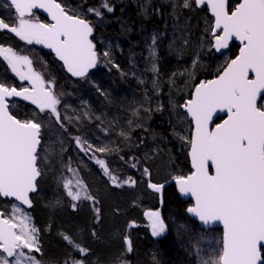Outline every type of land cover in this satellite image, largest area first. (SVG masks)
Masks as SVG:
<instances>
[{
    "label": "snow or ice",
    "instance_id": "1",
    "mask_svg": "<svg viewBox=\"0 0 264 264\" xmlns=\"http://www.w3.org/2000/svg\"><path fill=\"white\" fill-rule=\"evenodd\" d=\"M204 4L214 18L206 28L214 39L211 47L221 52L228 49L229 42L235 38L240 42L239 52L225 62L214 79L195 85L190 99L172 105L173 111L183 110L177 113V119L189 120L191 125L190 137L177 135L190 148L193 169L188 175L174 176L173 180L179 194L193 200L186 209L191 217L204 226L216 223L223 226L222 237L216 242L218 249L200 264H264V0H238L234 7H229V0H174L172 7L190 9ZM150 6L151 0H146L141 5L142 14L147 15ZM3 7L14 13V20L9 24L0 18V30H7L29 45L39 44L51 49L72 76L83 79L99 63L96 44L90 39L94 26L84 12L57 0H4ZM35 9L47 12L51 22H41L35 17ZM114 10L109 0H101L99 7H88L86 12L103 19L105 12ZM156 43L157 35L153 34L149 47L152 67L146 69L153 73H158ZM103 56L109 58L110 53L105 51ZM0 57L11 73L30 85L17 88L0 82V198L12 201L7 214L0 211V264H44L35 255H42L40 230L24 206L32 207L30 194L37 192L38 180L45 175V170H51L54 149L51 142L45 144V136L49 141L55 136L61 145L60 151H66L61 137L68 131L65 121L71 123L73 117L62 118L61 99L54 90V81H45L33 69L29 56L0 45ZM107 63L119 71V66L110 58ZM196 63L194 60L193 67ZM152 87L159 88L157 80L152 81ZM13 98L30 102L38 112L33 118H17L10 111ZM160 110L162 106L157 108ZM217 113H225L227 118L212 126ZM120 135L127 138L124 132ZM72 139L80 151L92 153L89 158L115 186L135 185L136 181L130 177L121 182L111 173L105 160L95 155L114 149L108 145H93L81 136ZM65 167L76 173L70 164ZM143 173L150 175L148 168H144ZM57 183L72 202L73 209L80 201L95 203L78 174L71 179L61 177ZM148 188L160 194L164 185L149 182ZM61 203L57 198L50 206L57 207ZM96 211L98 213L99 209ZM144 215L153 237L165 234L167 225L159 210L147 211ZM60 235L78 255L89 254V250L69 234ZM124 244L125 251L131 253L132 244L127 236ZM71 264H85V261L72 260Z\"/></svg>",
    "mask_w": 264,
    "mask_h": 264
},
{
    "label": "trees",
    "instance_id": "2",
    "mask_svg": "<svg viewBox=\"0 0 264 264\" xmlns=\"http://www.w3.org/2000/svg\"><path fill=\"white\" fill-rule=\"evenodd\" d=\"M66 1L82 12L88 7H99L101 3V0ZM109 1L115 10L97 19L95 37L98 45L106 44L109 58L119 66V71L107 63V67L92 72V82L73 83L67 81L59 61L53 65L49 59H43L50 77L65 90L64 102L76 108L77 117L82 119V114L88 113L90 117L105 120L103 128L90 117L83 119L81 126L84 134L92 139L98 135L103 145L114 149L104 153L111 173L121 182L130 177L136 183L117 187L100 167L89 163L85 172H81V180L95 203L80 201L73 209L63 189L55 185L59 174L71 178L75 175L66 172L69 151L63 144L66 151L61 152V145L54 140L53 147L58 148L59 156L52 157L51 170L47 169V174L39 178L37 192L31 195L32 207L27 210L40 230L42 255H35L44 264H63L65 260L69 264L72 260H84L85 264H121L122 261L129 264H200L218 249L216 242L222 237V229L200 228L186 211L192 201L180 197L173 180L174 176L191 173L189 147L177 135L190 137L191 131L186 133L183 121L177 119V113L183 110L173 111L172 105L188 100L200 80L215 77L225 62L236 56L238 46L233 44L221 56L214 53L208 44L211 32L206 31L213 20L206 7L199 9L193 5L190 9L176 7L174 10V0H159L157 6L155 1L151 2L144 15L142 1ZM235 4V0H229V7ZM153 34L157 35L155 64L158 73L146 71L152 67L149 47ZM9 40L15 41V36L0 30V44ZM99 46L98 50L102 51ZM194 60H197L195 67ZM3 68L4 61L0 59V77ZM154 79L159 84L158 89L152 87ZM79 99L83 101L78 102ZM18 104L28 108L21 102ZM159 106L162 110L157 111ZM104 129L108 132L103 133ZM121 132L126 133L127 138L121 136ZM133 164L136 167H132ZM144 168H148L150 175L143 173ZM149 182L170 183L157 194L148 188ZM57 198L62 203L50 206ZM8 202L12 201L0 198V211H3L2 203ZM159 208L167 231L162 237L154 238L144 213ZM61 233L69 234L76 243L87 248L89 254L78 255L61 238ZM125 236L131 240V253L125 251Z\"/></svg>",
    "mask_w": 264,
    "mask_h": 264
},
{
    "label": "rangeland",
    "instance_id": "3",
    "mask_svg": "<svg viewBox=\"0 0 264 264\" xmlns=\"http://www.w3.org/2000/svg\"><path fill=\"white\" fill-rule=\"evenodd\" d=\"M140 1H142L141 5H143L144 1H146V0H139V3H140ZM151 2H154L155 6H157V3H159V0H151ZM109 3L111 4L110 1H109ZM3 4H4V0H0V18H3L5 20V22H7L9 24H12L13 20H14V13H12L9 9H6L5 7H3ZM105 13H107V12H105ZM107 14H110V13H107ZM35 17H37L36 14H35ZM97 21L98 20H96V22L94 23V26L95 25L98 26ZM41 22H43V21H41ZM15 39H16L15 41H13V40L5 41V42L1 43L0 45L6 46V47H11L18 54L29 56V58L33 62L32 63L33 69L36 72L40 73L45 81H54V84H55V89L54 90H55L56 94L61 99V105L59 106V110L61 112L62 118L65 115L73 117V120L71 121V123H68L67 121H65V123L67 124L68 131L66 133H63L61 138L63 140V144L65 145L66 149H68V151L70 152V153L68 152V160H69L70 166L73 169L77 168L76 173L72 172L73 175L74 174L75 175L78 174L79 178L82 179L83 177H82L81 172L82 171L85 172L86 167L88 166V164L89 163H93V165H97V164H95L94 160L89 158L92 155V153L89 152L88 154H85L84 152L80 151L79 148L77 147L74 139H72V137L81 136L82 138L87 139L89 142H91L93 145H96V146H102L103 145V140L100 137H98V135H95L94 139H92V138H90L89 136H87L86 134L83 133V129H82L81 123L83 122V119L85 120L86 118L90 117L89 115H85V113H83L82 114V119L79 117V119L77 120V119H75V117H77V115L74 114V112L76 113V108L75 107H68L66 109L64 107L65 105H67L64 102V100L66 99L65 90L60 88V86L57 85L56 81L53 78H51L50 75L48 74V72H47V64L42 59V54L40 53L41 50L35 44L29 45L25 41L19 40V38L16 37V36H15ZM95 39H96V42H97V38L96 37H95ZM99 42L100 43L101 42L104 43L101 40ZM208 44L210 45V47L212 46L211 33H210V36H209V39H208ZM99 47H100V50H102V51H99L98 49H96L98 55L100 56V61L97 64V66L95 68H93V69H90L89 72H88L87 77H85L83 79L78 78V77H74L70 73L65 71V76L67 78V81L69 80L68 82H70V80H71V81H73V83H87L88 84L89 82H92L90 79H91V77H93V75H92L93 71L100 70V69L108 66L107 62H106V58L103 56V53L105 51H108V48L106 47L105 43L101 44ZM22 70L23 71H27L26 68H23ZM2 73H3V76L0 77V82H4V83H6L7 85H10V86H15L16 85L15 87H17V88H19L21 86L29 87L27 81H21L19 79V77L15 76V74L11 73L10 69L7 68V65H6L5 61H4V68L2 70ZM15 78H16V80L14 81L15 84H13L12 83L13 82L12 79H15ZM80 100L81 99H79L78 102H82L83 101V100H81V101ZM17 103L18 102H13L11 104V109H12V111H15L16 115L19 116L21 119L33 118L34 114L38 112V109H32V108H29V107L28 108H23L22 106H20ZM24 115L26 116L25 118H24ZM90 120L93 121V122H97L96 125L99 128H103L102 126L106 124L105 120H103L100 117L99 118L98 117H90ZM182 124H183V128L185 129L186 133L189 132V131H192L189 120H183ZM102 131H103V133H107L108 132L107 130L105 131V129L102 130ZM69 139H70V141H69ZM47 140L49 141V137L48 136H46L45 143L47 142ZM54 140L57 141V138L55 136H52L50 138V142L52 143V146H53ZM56 145H57V143H56ZM53 149H54V151H53L52 157L54 156V157L58 158V156H59L58 148L57 147L56 148L53 147ZM42 155H43V153H42ZM63 155H65V154H63ZM95 155H96V157L105 160V162L107 161V158L104 157V153L97 152ZM73 156L76 159H73L72 158ZM97 166L99 167V165H97ZM50 167H51V164H50ZM46 170H45V174H47ZM66 172H68V170ZM61 177L62 176L59 174L58 177H57V180L55 182V185L58 186L57 181ZM63 178L71 179V177L69 175L63 176ZM10 204H11V202L10 203L9 202L8 203H2L3 211L6 214L8 213ZM149 211H156V209L155 210H149ZM145 219H146V225L148 226V229L150 230V233H151V229L149 227V221H148L146 216H145ZM162 236H160V237H162ZM160 237H154V238H160Z\"/></svg>",
    "mask_w": 264,
    "mask_h": 264
},
{
    "label": "water",
    "instance_id": "4",
    "mask_svg": "<svg viewBox=\"0 0 264 264\" xmlns=\"http://www.w3.org/2000/svg\"><path fill=\"white\" fill-rule=\"evenodd\" d=\"M235 1H236V3L238 2V0H235ZM196 7L199 8V9H202V8L206 7L209 16L212 18V20H213V22H214V18H213V16H212V13H211V11L208 9V7H207L206 4H204V5H199V6H196ZM35 11L39 12L41 15L47 17V18L50 20V17L48 16L47 12H45L43 9H35ZM213 22H212V23H213ZM213 43H214V39H212V44H213ZM233 43H235L237 46H240V42L237 41V40H235V38H233V40L229 42V48L231 47V45H232ZM41 46L44 47L43 45H41ZM44 48H46V47H44ZM229 48L226 49V50H222L221 52H216L214 48H212V49H213L214 53H215L217 56H221L223 53L227 52V51L229 50ZM46 49H48V48H46ZM48 50H49L54 56H56L55 53H54L51 49H48ZM238 52H239V50H238ZM237 54H238V53H237ZM215 77H216V76H215ZM215 77H213V78H211V79H214ZM211 79H208V80H211ZM202 80H203V81H207V80H205V79H202ZM202 80H200V81H202ZM200 81H199V82H200ZM199 82H198V83H199ZM198 83H197V84H198ZM197 84H196V85H197ZM194 88H195V86H194L193 89H192V92H191L190 98H191V96H192V93L194 92ZM190 98H189V99H190ZM13 100H16V101H19V102H22V103L28 104V105H30V106H35V105H32L30 102L23 101L21 98H13L11 101H13ZM11 101H10V102H11ZM226 118H227V117H226V114H225V113H217L216 115L213 116V125H212V126H214V124H216V123H222L223 119H226ZM189 151H190V148H189L187 154H188V160H189L190 167H191V158H190V156H189ZM192 170H193V169H192V167H191V171H192ZM170 182H172V181H170ZM170 182L163 183L164 187H165L166 185H168ZM174 182H175V181H174ZM35 193H36V192H35ZM35 193L30 194V198H31V195H33V194H35ZM160 194H161V193H160ZM180 197H182V198L185 199V200H188V199H189V200H191L192 203H193V200H192L191 197L182 196L181 194H180ZM2 199H4V198H2ZM7 200H8V199H7ZM9 201H10V200H9ZM161 202H162V201H161V195H160V196H159V203H160V205H161ZM24 207H25L26 210H29V209H30V208H27V206H24ZM158 210H160V208H159ZM187 214H188V213H187ZM188 216H189L190 218H192L193 220H195V222L199 225V227L202 228V229H204V230H209V229H214V228H220V229H222V233H223V226H222V224L216 223V224H213V225H211V226H204V225H202V224L200 223V221H199L197 218H193V217H191L190 214H188Z\"/></svg>",
    "mask_w": 264,
    "mask_h": 264
},
{
    "label": "flooded vegetation",
    "instance_id": "5",
    "mask_svg": "<svg viewBox=\"0 0 264 264\" xmlns=\"http://www.w3.org/2000/svg\"><path fill=\"white\" fill-rule=\"evenodd\" d=\"M57 2H59V3H62L63 5H65V6H67V7H71L69 4H68V2L66 1V0H57ZM113 6V5H112ZM72 8V7H71ZM34 11V13L37 15V17L41 20V21H43V23H49V22H51L47 17H45V16H43V15H41L39 12H37V11H35V10H33ZM85 11H86V9H85ZM84 14H85V18H87L88 20H90L92 23H93V26H94V23L96 22V20L98 19L97 17H95L94 15H92V14H90V13H87V12H84ZM96 28H97V26L95 25L94 26V32H93V35H92V37H90V39H92L93 40V42L96 44V49H98V44H97V42H96V39H95V33H96ZM7 31V30H6ZM8 32V31H7ZM10 33V32H9ZM12 34V33H11ZM12 35H14V34H12ZM15 36V35H14ZM41 51H40V53L42 54V59L44 58V59H49V61L53 64V65H57V61H59V63L61 64V66H62V69L64 70V71H66L67 72V70H66V68H64V66H63V62L62 61H60L56 56H54L48 49H46V48H44V47H42L41 45H39V44H35ZM238 50H239V47H238ZM237 55V54H236ZM0 59L3 61V58L2 57H0ZM44 59H43V61H44ZM57 60V61H56ZM47 61V60H46ZM16 80V78L15 79H12V83L13 84H15V81ZM28 82V81H27ZM16 86V85H15ZM28 86L30 87V85H29V82H28ZM13 102H18V101H16V100H13V101H11L10 102V111L14 114V115H16L13 111H12V109H11V104L13 103ZM22 103V102H21ZM18 104V103H17ZM23 104H25V103H23ZM25 105H27V107H29V108H32V109H36V107L35 106H30V105H28V104H25ZM17 116V115H16ZM17 118H19L20 119V117L19 116H17Z\"/></svg>",
    "mask_w": 264,
    "mask_h": 264
},
{
    "label": "bare ground",
    "instance_id": "6",
    "mask_svg": "<svg viewBox=\"0 0 264 264\" xmlns=\"http://www.w3.org/2000/svg\"><path fill=\"white\" fill-rule=\"evenodd\" d=\"M233 44H235V43H233ZM233 44H232V45H233ZM232 45H231V46H232ZM236 46H237V45H236ZM238 47H239V46H238ZM237 53H238V52H237Z\"/></svg>",
    "mask_w": 264,
    "mask_h": 264
}]
</instances>
